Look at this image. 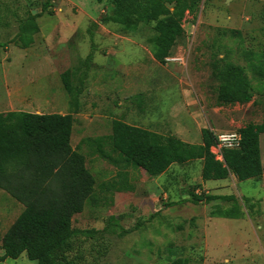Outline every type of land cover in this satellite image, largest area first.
<instances>
[{"label": "rangeland", "instance_id": "rangeland-1", "mask_svg": "<svg viewBox=\"0 0 264 264\" xmlns=\"http://www.w3.org/2000/svg\"><path fill=\"white\" fill-rule=\"evenodd\" d=\"M47 2L0 0V44L7 45L0 49V113L16 105V112L74 114L71 145L86 157L96 186L73 217L81 234L70 258L79 257L80 264H264V181L239 182L231 175L205 182L202 161L152 178L129 165L114 166L84 142L110 135L113 120L175 137L187 126L194 142L203 128L218 136L261 124L264 0H200L196 17L186 14L185 36L164 65L154 59L155 23L130 32L107 22L109 0H52L43 13ZM34 16H40V31L22 49L15 43L20 27ZM30 50L36 56L28 66ZM228 66L244 70L253 86L251 103L219 104L217 91L226 83L221 71ZM67 71L80 94L76 101L62 82ZM15 91L23 104L20 97L8 99ZM260 141L264 165V135ZM211 152L224 161L216 146ZM193 189L237 200L195 203ZM24 209L0 186V245ZM228 210L236 217L219 215Z\"/></svg>", "mask_w": 264, "mask_h": 264}, {"label": "trees", "instance_id": "trees-1", "mask_svg": "<svg viewBox=\"0 0 264 264\" xmlns=\"http://www.w3.org/2000/svg\"><path fill=\"white\" fill-rule=\"evenodd\" d=\"M109 1L113 13L107 22L130 32H136L140 25L155 23L154 59L161 65L185 36L183 21L186 14L196 17L200 4V0ZM51 7L52 0H48L43 13H48ZM38 17H31L20 27L15 43L22 49L34 44V35L40 31L36 23ZM4 48L7 45L0 44V49ZM86 61L89 69L93 54ZM221 74L226 83L217 91L219 104L252 102L253 86L242 68L228 66ZM70 75V71L61 75L62 82L71 99L76 101L80 94L74 93ZM74 124L73 113H0V186L25 206L0 245L4 253L0 263L18 260L26 254L28 260L37 264H80L79 257L70 258L73 242L81 234L73 228V217L83 212L85 203L95 191L96 180L87 167L86 157L71 145ZM111 131L110 135L84 142L114 166L129 165L152 178L166 174L174 165L193 161L203 162L202 179L205 182L224 181L231 175L239 182H262L264 178L260 141L264 135V121L241 128L238 132L240 147L222 150L224 161L211 152L217 136L207 128L201 131V145H192L178 137L164 136L121 120H113ZM190 194L195 203L237 200L234 196L197 194L195 189ZM219 215L227 219L236 217L230 210L219 212ZM187 263L178 260L174 264Z\"/></svg>", "mask_w": 264, "mask_h": 264}, {"label": "crops", "instance_id": "crops-1", "mask_svg": "<svg viewBox=\"0 0 264 264\" xmlns=\"http://www.w3.org/2000/svg\"><path fill=\"white\" fill-rule=\"evenodd\" d=\"M35 56H36V55H33L32 52H31V50H30V55H28V58L30 57L31 60H29V59L27 58V61H28L27 65H28V66H30L31 63L35 60V59H34ZM33 74H35V73H31V72H30V74H29V76H28V82H29V84H30V79H32ZM17 95H18V96H17ZM12 97H16V99L20 97V99H22V100H21V101H22L21 104L24 103V97L22 96L21 91H15L14 93H13V92L10 93L8 99H9L10 101H12ZM47 101H49V98L47 99ZM18 104H19V103H18ZM15 106H16V105H15ZM15 106H14V110L11 111V112H14V111L16 112V108H15ZM19 107L22 108L23 105H21V106H19ZM24 108H26V107H24ZM19 110H21V109H19ZM19 112H24V111H19ZM7 113H8V112H7ZM36 114H40V113H36ZM58 114H59V113H58ZM60 114H62V113H60ZM127 124H129V123H127ZM129 125H131V124H129ZM133 126H137V127L144 128V129H147V130H150V131L157 132V133L161 134V132L157 131L156 129H154V128H152V127H150V128L142 127V126H140L139 124H138V125H133ZM182 129H183V130H181V131L178 132V134H177V137H178V138H180L182 141H184V142H186V143H189V144H192V145H201V144H202V136H201V133L199 134V136L196 138V140H195V142H194V141H192V138H191V135H190L189 128H187V126H183ZM203 129H204V128H203ZM201 131H202V130H201ZM84 132H85V131H84ZM163 177H164V175H163ZM263 181H264V178H263ZM32 263H36V262H32V261L28 260L26 254H23L18 260H11V259H8V260H6V261H4V262H1L0 264H32ZM36 264H37V263H36Z\"/></svg>", "mask_w": 264, "mask_h": 264}, {"label": "built area", "instance_id": "built-area-1", "mask_svg": "<svg viewBox=\"0 0 264 264\" xmlns=\"http://www.w3.org/2000/svg\"><path fill=\"white\" fill-rule=\"evenodd\" d=\"M241 145L239 133H227L217 136L216 148L221 153L224 149H238Z\"/></svg>", "mask_w": 264, "mask_h": 264}]
</instances>
